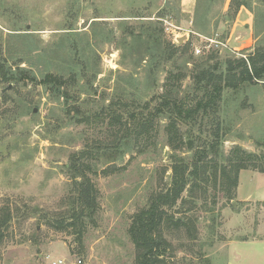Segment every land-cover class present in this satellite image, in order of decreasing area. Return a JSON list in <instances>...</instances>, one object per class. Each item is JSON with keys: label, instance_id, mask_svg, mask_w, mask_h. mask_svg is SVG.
<instances>
[{"label": "rangeland", "instance_id": "rangeland-1", "mask_svg": "<svg viewBox=\"0 0 264 264\" xmlns=\"http://www.w3.org/2000/svg\"><path fill=\"white\" fill-rule=\"evenodd\" d=\"M251 3L252 9L236 10L231 0H194L186 12L182 0H0V54L11 62L29 60L39 78L48 61L53 73L74 69L82 76L84 66L88 90L80 100L83 111L93 114L80 123L42 84L0 81V217L8 209L13 215L0 243V264H136L129 234L134 214L170 185L174 157L190 161L195 150L186 142L171 144L168 121L157 119L158 135L146 151L97 160V173H88L100 207L81 240L73 227L60 228L73 191L72 156L106 139L110 118L95 113L112 103V111L127 112L122 103L135 107L133 97L142 91L151 100L163 92L168 70L182 65L177 57L165 60L157 82H148L145 64H137L140 53L129 46L131 31L143 32L144 24L152 23L164 47L185 37L191 55L183 83L188 93L193 64L216 52L211 63L222 70L228 60L246 59L264 46V1ZM8 113L15 122L3 121ZM219 113L225 128L222 155L240 146L264 164V81L226 88ZM186 127L181 124L184 135ZM240 174L232 199L211 184L197 208L185 204L192 208L186 216L197 217L195 236L185 228L166 229L172 244L167 264H264V173Z\"/></svg>", "mask_w": 264, "mask_h": 264}, {"label": "trees", "instance_id": "trees-1", "mask_svg": "<svg viewBox=\"0 0 264 264\" xmlns=\"http://www.w3.org/2000/svg\"><path fill=\"white\" fill-rule=\"evenodd\" d=\"M253 1L231 0V5L236 10L242 7L252 9ZM149 24H144L147 29L143 32L131 31L132 39L129 41L132 51L137 50L140 53L137 64H145L149 73L148 82H157V74L165 60L177 57L183 59L182 65L178 71L168 70L163 92L151 97V100L156 102L155 105L151 106V100L144 99L142 91L137 97H133L135 107L122 103L127 112L116 109L112 111V103L94 114L98 118L107 114L110 118L106 139L72 156L69 171L73 179V191L68 199L70 208L64 212L60 228L73 227L77 239L83 238L86 224L95 220L100 207L98 189L88 171L97 173L95 164L101 157L117 160L132 150L146 151L159 132L156 130V120L166 119L169 142H186V145H190V150L195 151L190 161L174 157L170 185L154 192L147 205L134 214L129 234L137 250L136 264H167L166 256L172 244L165 236L166 229L171 226L185 228L190 236H195L197 217L186 216V212L192 210L184 208L188 201L197 208L199 198L206 200L211 184L217 191L225 192L227 198L232 199L242 170L254 169L264 173V164L258 163V156L240 146H236L227 157L222 155L225 128L219 115L226 88L236 89L245 83L264 81V46H256L254 53L246 59L228 60L222 70L217 63H211V59L216 57V52L210 55L209 61L202 60L193 64L190 74L192 85L189 87L191 91L186 93L183 83L188 77L186 69L191 57L188 43H169V46L164 47L158 35L159 29L152 23ZM255 28L256 32H259L258 22ZM34 51L35 49H32L29 54ZM24 63L28 66H22ZM51 65L53 66L48 61V68L39 78L30 68L29 60L23 57L19 61L11 62L8 57L0 54V81L15 86L23 82L42 84L66 108L68 116L80 123L88 121L93 114L83 111L80 100L81 93L88 90V82L82 83L86 75L84 66L80 76L74 69L72 72L69 69L67 72L53 73L49 71ZM130 93L133 94L132 91ZM4 96L7 101L9 95ZM1 118L0 113V120ZM3 118L4 122H15L14 115L9 113ZM210 118L212 121L207 123ZM181 124L187 126V135L183 134ZM197 128L201 130L200 135L195 132ZM204 134L207 136L203 140ZM185 138H188L187 141H184ZM203 202V207L207 208L208 203ZM177 213H183V216H178ZM12 216L8 209L0 217V243Z\"/></svg>", "mask_w": 264, "mask_h": 264}, {"label": "crops", "instance_id": "crops-1", "mask_svg": "<svg viewBox=\"0 0 264 264\" xmlns=\"http://www.w3.org/2000/svg\"><path fill=\"white\" fill-rule=\"evenodd\" d=\"M194 4V0H182V6L186 12H189L192 5ZM241 175V174H240ZM240 178V177H239ZM241 179V178H240ZM239 179V188H240V183L241 180ZM246 200H251L250 197L248 196Z\"/></svg>", "mask_w": 264, "mask_h": 264}, {"label": "water", "instance_id": "water-1", "mask_svg": "<svg viewBox=\"0 0 264 264\" xmlns=\"http://www.w3.org/2000/svg\"><path fill=\"white\" fill-rule=\"evenodd\" d=\"M178 40L180 41V43H183L184 40H185V37H180ZM10 86H11V85H10ZM34 111H36V110H34Z\"/></svg>", "mask_w": 264, "mask_h": 264}, {"label": "built area", "instance_id": "built-area-1", "mask_svg": "<svg viewBox=\"0 0 264 264\" xmlns=\"http://www.w3.org/2000/svg\"><path fill=\"white\" fill-rule=\"evenodd\" d=\"M197 52H200V49H197Z\"/></svg>", "mask_w": 264, "mask_h": 264}]
</instances>
